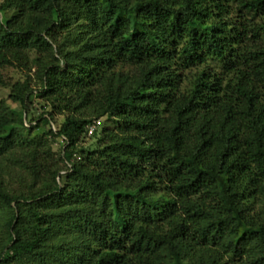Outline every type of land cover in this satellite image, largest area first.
I'll list each match as a JSON object with an SVG mask.
<instances>
[{"label": "trees", "instance_id": "obj_1", "mask_svg": "<svg viewBox=\"0 0 264 264\" xmlns=\"http://www.w3.org/2000/svg\"><path fill=\"white\" fill-rule=\"evenodd\" d=\"M9 67L0 264H264V0H0Z\"/></svg>", "mask_w": 264, "mask_h": 264}, {"label": "rangeland", "instance_id": "obj_2", "mask_svg": "<svg viewBox=\"0 0 264 264\" xmlns=\"http://www.w3.org/2000/svg\"><path fill=\"white\" fill-rule=\"evenodd\" d=\"M11 13H9L10 15ZM34 72V69H32L30 72L29 71H19L13 68H5L2 70V75H3V85L0 86V101H3L7 106L11 107L12 109H19V105L13 103L10 99H9V93L11 90V86L17 82H22L25 80V78L27 76L32 77V74ZM40 105L37 102V99H34V103L33 106L29 108V112H30V118L33 119L35 117H37V115L41 112L40 110ZM62 120L61 116H56L55 117V121L57 124H59ZM106 120L104 117H101L97 120H95L94 123H96V128L95 130L97 131V134L100 133L101 131V125L99 126V124H103L105 123ZM40 127V126H39ZM91 136V135H90ZM32 137H37L36 134H32L30 136V138ZM40 140L42 137L41 135H38ZM41 137V138H40ZM87 137H89L87 135ZM92 140L91 139H84L83 145L84 147H88L89 145H91ZM60 140H57L56 143H54L53 147L50 149L51 154L49 155V158L47 160V165L44 168L45 172H49L55 168H57L58 166V150L60 149ZM13 200L16 199H20L19 197L15 195H13ZM144 210H147V208H143Z\"/></svg>", "mask_w": 264, "mask_h": 264}, {"label": "built area", "instance_id": "obj_3", "mask_svg": "<svg viewBox=\"0 0 264 264\" xmlns=\"http://www.w3.org/2000/svg\"><path fill=\"white\" fill-rule=\"evenodd\" d=\"M96 123H93L92 125H90L87 129V135L90 136L94 133L95 128H96Z\"/></svg>", "mask_w": 264, "mask_h": 264}]
</instances>
